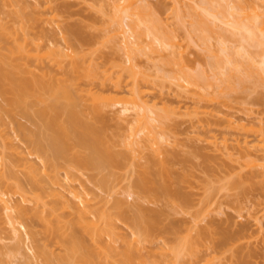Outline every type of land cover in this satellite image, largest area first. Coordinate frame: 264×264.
Listing matches in <instances>:
<instances>
[{"label":"rangeland","instance_id":"374dc122","mask_svg":"<svg viewBox=\"0 0 264 264\" xmlns=\"http://www.w3.org/2000/svg\"><path fill=\"white\" fill-rule=\"evenodd\" d=\"M190 1L177 0V7L182 13V8ZM91 3L90 0H0V17L3 23L5 22L4 30L10 33L8 39L0 34V51L9 63L15 64L19 78L35 77L47 82L50 80L45 75L47 72V76L52 75L54 80L63 77L73 80L79 89L74 90L78 109L84 112L86 119H93L92 111L97 97H111V102L117 104L104 108L101 121L108 129L110 127L111 131L120 130L123 133L126 131L125 124L120 120L123 125H119L120 115L117 111L121 103L127 101L124 98L130 97L132 76L126 68L129 65L128 59L126 60L128 56L122 49L123 42L114 44L104 36L102 29L105 16L92 9ZM146 3L154 10L159 9L160 17L169 22L178 39L185 40L187 28L175 26L176 20L171 16L173 5L170 0H146ZM222 24L220 26H226ZM74 32H79L86 40L76 37ZM32 40L42 45L38 53L43 58H40L38 63L26 59L24 51V55L19 56L17 53L18 47L29 48ZM56 45L66 48L67 52L78 53L83 60L85 58L86 65L96 64L98 77H85L83 72H71L69 68L72 67L66 62L65 68L62 69L59 68L61 66L48 61V54ZM11 49L16 53H12ZM200 53L202 51L195 43L187 48V55L194 64L200 61ZM134 61L138 73L147 71L149 75L155 70L152 64L160 62L157 57L150 58L147 55L136 57ZM138 77L142 90L153 92H148L145 97L149 106L155 103L154 106L160 110L164 108L163 105H169L168 108L175 106L180 107L182 112L186 111V108L189 111L195 109L197 104L193 93L177 86L176 81L175 83L165 79V82L162 80V85L161 82L158 83L157 78L155 81L146 82L141 74ZM152 82L156 83V88ZM259 90L264 93L262 89ZM160 92L162 95L159 96ZM261 101L259 98L246 101L235 98L227 104L208 105L201 102L198 113L178 114L175 121L167 122L168 130L166 129L165 136L168 137V143L165 141L166 153L163 157L164 163L165 159L167 160V166H157V170L161 169L164 174L161 170L159 172L167 176L162 178L158 173L160 178L151 176L149 180L154 178L153 184L156 182L158 185L157 182L164 181L163 183L169 184L171 189H180L189 202L179 207L172 206L171 202L162 198L157 201L140 200L139 204L150 212L149 215L156 213L153 218L159 221L155 230L146 237L143 227L138 229L131 223H134L137 213L139 215L137 194L129 195V192L138 189L134 185L139 178L138 174H143L140 164L136 162L137 167L129 162L125 166L123 161L121 166L119 165L120 168L116 166L117 169L114 167L115 170H111L113 175L111 171H107L113 176H108L110 183L112 180L111 188H101L99 180L103 175H107L106 170L99 172L75 167L64 159H57L51 152L49 130L43 126L42 119L36 114L39 107L46 105V101L33 100L27 107V115L20 108L12 110L7 97L0 92V152L5 157L4 161L0 159V190H8L6 197L10 198L13 205L19 203L30 209L43 211L42 204L46 203L44 214L49 215L52 209H57L56 214L63 215L64 218L73 217L72 210L64 208V204L73 205L77 201L75 196L78 195L89 199L87 205L90 208L92 206L93 211L105 210L113 216H116L114 213L118 214L116 200L125 199L126 204L122 209L127 220L113 217L112 231L105 234L104 239L111 242L117 251L122 252L134 238H139L137 262H160L166 251L179 246L186 239H192L197 243L196 254L185 255L183 261L181 260L185 264H190L191 259L193 264H264V176H260L259 169L252 167L251 163L249 165L250 158L238 154L233 149L229 151L232 154L223 155L209 142L212 141V136H216L218 142L223 136H227L231 141L237 137L253 136L254 129L258 128L256 121L262 120L264 123V103ZM226 117H232L236 125H239L235 130H230L232 132L227 131L224 121ZM240 124H246V132ZM34 137L46 147L45 152L44 147L43 152L36 150ZM115 148L121 151V146ZM73 153L80 157L86 154L78 147L73 149ZM153 160L159 164L158 158L153 157ZM31 173L35 175L34 178ZM53 177L58 179L57 183L52 182ZM17 186L21 189L16 190ZM11 213L16 215L14 209ZM9 215L10 212L3 211L0 206V243L12 247L13 233ZM49 217L51 218L50 215ZM26 223L28 226L25 227L34 231L39 243H47L49 250L60 252L39 219L30 216ZM20 230L26 241L25 251L29 261L31 264H39L29 249L31 242L25 228L21 226ZM84 238L90 242L88 237ZM26 261L25 256L19 257L17 264H28Z\"/></svg>","mask_w":264,"mask_h":264},{"label":"bare ground","instance_id":"6f19581e","mask_svg":"<svg viewBox=\"0 0 264 264\" xmlns=\"http://www.w3.org/2000/svg\"><path fill=\"white\" fill-rule=\"evenodd\" d=\"M90 1L91 8L105 16L102 29L104 36L106 35L107 40L114 44L123 42L122 49L128 56L126 60L128 59L129 65L126 64V68L132 76L130 97L124 98L127 101L121 103L117 111L120 115L118 120L119 122L123 120L126 131L122 133L120 130H112V132L109 127L111 131L109 132L106 124L101 121L104 108L114 107L117 104L111 102V97L104 95L97 97L92 111L93 119H86L84 112L78 109L75 91L79 89L73 80L68 77L54 80L52 75L48 77L47 72L45 75L47 79L50 78L47 82L35 77L19 78L18 70H15L17 67L13 62L9 63L1 51L0 92L7 97L12 110L20 108L27 115H29L27 107L33 103V100L46 101V105L39 107L36 114L42 119L43 126L49 130L51 152L56 158L64 159L75 167L99 172L106 170L107 175H103L99 180L101 188L107 190L111 188L112 180L110 183L108 176L112 174V169H117L116 166L120 168L119 165L121 166L123 161L125 166L129 162L130 165L136 162L140 164L143 174L138 170L139 178L134 185L138 189L129 192V195L137 194L139 215L137 213L134 223L133 221L131 223L138 229L143 227L148 237L159 221L153 218L156 213L149 215L150 212L139 204L140 200L157 201L162 198L166 202H171L172 206L179 207L189 202L180 189H171L169 184L163 183L161 179L163 176L166 178L167 174L162 175V170L160 169L162 173L157 170L160 164L162 166L164 164V168L167 166V160L165 159V163L163 160L166 153L165 141L168 143V137L165 136L167 122L175 121L178 114L198 113L201 102L227 104L235 98L245 101L259 98L264 103V93L259 92V89L264 91V0H191L182 8L184 13L177 7V0H170L173 5L171 16L176 20L175 26L187 28L184 41L179 40L169 22L160 17L159 9L154 10L148 7L146 0ZM2 20L0 17V34L10 36V33L4 30L6 26L4 27L5 22L3 23ZM221 22L226 26H220ZM74 35L81 37L79 32H74ZM81 38L86 40L84 37ZM192 43H195L202 51L197 64H194L187 55V48H190ZM41 46L39 42L32 40L29 48L20 47L19 49L18 47L17 53L18 55L25 53L26 59L38 63L43 58L38 53ZM11 50L12 53H16L13 49ZM142 55L150 58L157 57L160 61L152 64L155 67L152 75H149L147 71L138 73L135 70L137 64L134 60ZM44 57H46L45 54ZM82 58L78 53L67 52L66 48L57 45L53 46L48 54V61L61 66H58L59 68H65L66 62L72 67L69 68L71 72H83L85 77H98V66L93 63L86 65L85 58L84 60ZM140 74L144 80H147L146 82L155 81V78L162 85L167 79L176 81L177 86L193 93L192 96L195 97L197 104L195 109L189 111L186 108V111L182 112L180 107L175 106L168 108L169 105H163L164 108L161 106V110L154 106L155 103L149 106L145 97L150 90H145L146 92L142 90L138 77ZM152 84L156 83L152 82ZM117 89L119 90L120 87ZM158 95H162L161 92ZM224 121L227 124V131L235 130L239 126L232 117H226ZM123 122L119 125H123ZM256 122L258 128L254 129L253 136L237 137L232 141L227 136H223L220 142L217 141L216 136H212V141L209 142L223 155L232 154L229 151L233 149L238 154L250 158L249 165L251 163L252 167L259 169L258 173L263 177L264 123L262 120ZM240 125L243 128L246 126V124ZM243 130L246 132L247 128ZM34 139L33 144L36 150L43 152L44 145L37 140L39 137ZM115 146H121V151L116 150ZM77 147L86 152L85 156L80 157L73 153V149ZM0 155V159L4 161L2 152ZM153 157L159 159V164L153 160ZM107 171H111V174ZM158 173L162 177L158 179L161 183L157 182L158 185H156L154 182V185L153 179L160 178ZM31 175L32 178L35 177L32 173ZM112 175L110 177H113ZM151 176L154 177L152 181L149 180ZM52 182L57 183L58 179L53 177ZM15 189L21 188L17 186ZM7 194L8 190H0V206L3 211L10 212L13 245L7 247L0 243V264H17L19 257L24 256L27 258L26 262L31 264L25 251L26 241L20 230L21 226L25 228L28 240L31 242L29 249L39 264H150L146 260L137 262L139 238H134L122 252L117 251L111 242L104 239V235L112 231V221L116 216L118 219L127 220L122 209V206L126 204L125 199L116 200L118 214L113 212L116 215L113 216L105 210L93 211L92 206L89 204L90 208L87 205L89 199L78 195L75 196L77 201L73 205L64 204V208L72 210L73 217L64 218L63 215L56 214L57 209H52L49 213L50 218L49 215L44 214L46 203L42 204L43 211L36 208L30 209L19 203L13 205L10 198L6 197ZM37 201L39 202L40 199L38 198ZM13 209L16 215L11 213ZM30 216L41 221L46 232L51 236V241L58 246L60 252L49 250L47 243H39L34 231L25 227V225L28 226L26 220ZM85 236L90 242L86 241ZM224 239L227 238L224 237ZM196 249L197 243L195 244L192 239H186L179 246L166 251L160 262L151 263L185 264L182 262L183 257L195 256ZM189 263L193 264L192 259Z\"/></svg>","mask_w":264,"mask_h":264}]
</instances>
